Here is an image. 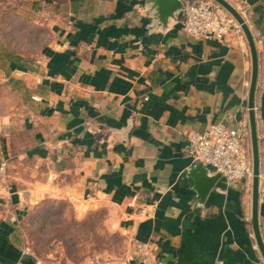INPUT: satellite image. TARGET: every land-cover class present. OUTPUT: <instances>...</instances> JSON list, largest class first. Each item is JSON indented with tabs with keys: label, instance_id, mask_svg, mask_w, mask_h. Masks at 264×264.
Returning <instances> with one entry per match:
<instances>
[{
	"label": "crops",
	"instance_id": "0c3cea01",
	"mask_svg": "<svg viewBox=\"0 0 264 264\" xmlns=\"http://www.w3.org/2000/svg\"><path fill=\"white\" fill-rule=\"evenodd\" d=\"M226 1L257 51L264 243V0ZM50 2L40 52L8 65L24 108L0 120V264H53L29 250L19 226L27 207L45 199L70 203L78 218L105 209L109 229L131 237L136 251L105 264H264L252 229V176L220 177L200 203L186 174L189 131L249 126L243 32L188 34L181 11L162 27L145 0Z\"/></svg>",
	"mask_w": 264,
	"mask_h": 264
},
{
	"label": "rangeland",
	"instance_id": "374dc122",
	"mask_svg": "<svg viewBox=\"0 0 264 264\" xmlns=\"http://www.w3.org/2000/svg\"><path fill=\"white\" fill-rule=\"evenodd\" d=\"M51 7L50 0H0V120L8 109L24 108L23 89L8 77V63L37 56L49 37ZM106 215L96 208L78 218L70 203L45 199L27 207L19 226L29 250L45 263H120L133 254L135 243L109 229Z\"/></svg>",
	"mask_w": 264,
	"mask_h": 264
},
{
	"label": "built area",
	"instance_id": "2783aa9c",
	"mask_svg": "<svg viewBox=\"0 0 264 264\" xmlns=\"http://www.w3.org/2000/svg\"><path fill=\"white\" fill-rule=\"evenodd\" d=\"M226 11L211 0L186 1L181 9L182 27L186 33L199 36L221 37L230 31L242 34L240 24ZM249 137L245 121L235 126L211 123L203 131L186 134L193 161H200L219 172L227 183L252 176ZM137 247L143 249L142 245Z\"/></svg>",
	"mask_w": 264,
	"mask_h": 264
},
{
	"label": "water",
	"instance_id": "95a60500",
	"mask_svg": "<svg viewBox=\"0 0 264 264\" xmlns=\"http://www.w3.org/2000/svg\"><path fill=\"white\" fill-rule=\"evenodd\" d=\"M150 5L151 15L159 22L162 27H166L169 18H174L176 13L181 11L183 3L181 0H145ZM224 7L240 24L243 34L247 40L251 59V73L249 80L247 107L248 122L251 145V161H252V180H251V221L254 237L257 246L263 256L264 261V243L259 231L257 205L259 195V150L257 143L256 123L254 114V92L257 79V51L253 39V35L247 26L243 16L226 0H214ZM186 174L192 178L193 188L196 191V197L201 203L208 191L215 182L220 178V173L214 171L209 166L200 161H193L186 169Z\"/></svg>",
	"mask_w": 264,
	"mask_h": 264
},
{
	"label": "trees",
	"instance_id": "16d2710c",
	"mask_svg": "<svg viewBox=\"0 0 264 264\" xmlns=\"http://www.w3.org/2000/svg\"><path fill=\"white\" fill-rule=\"evenodd\" d=\"M17 64V63H20V58L19 57H13L10 59V62L8 63V65L10 64Z\"/></svg>",
	"mask_w": 264,
	"mask_h": 264
}]
</instances>
